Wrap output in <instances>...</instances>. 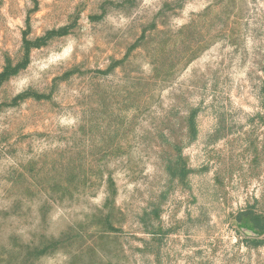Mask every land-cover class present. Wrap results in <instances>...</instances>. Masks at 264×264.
<instances>
[{
  "label": "rangeland",
  "instance_id": "374dc122",
  "mask_svg": "<svg viewBox=\"0 0 264 264\" xmlns=\"http://www.w3.org/2000/svg\"><path fill=\"white\" fill-rule=\"evenodd\" d=\"M0 264H264V0H0Z\"/></svg>",
  "mask_w": 264,
  "mask_h": 264
},
{
  "label": "trees",
  "instance_id": "16d2710c",
  "mask_svg": "<svg viewBox=\"0 0 264 264\" xmlns=\"http://www.w3.org/2000/svg\"><path fill=\"white\" fill-rule=\"evenodd\" d=\"M250 222L254 226L255 229L263 230V222L261 220L251 217Z\"/></svg>",
  "mask_w": 264,
  "mask_h": 264
}]
</instances>
